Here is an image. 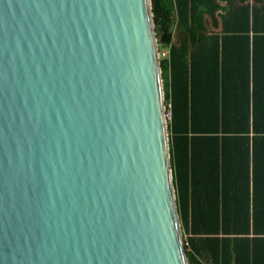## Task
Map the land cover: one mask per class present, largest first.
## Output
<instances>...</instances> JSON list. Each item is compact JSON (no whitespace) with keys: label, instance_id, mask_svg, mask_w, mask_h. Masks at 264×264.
<instances>
[{"label":"water","instance_id":"obj_1","mask_svg":"<svg viewBox=\"0 0 264 264\" xmlns=\"http://www.w3.org/2000/svg\"><path fill=\"white\" fill-rule=\"evenodd\" d=\"M151 0H0V264H190Z\"/></svg>","mask_w":264,"mask_h":264},{"label":"trees","instance_id":"obj_2","mask_svg":"<svg viewBox=\"0 0 264 264\" xmlns=\"http://www.w3.org/2000/svg\"><path fill=\"white\" fill-rule=\"evenodd\" d=\"M190 264H264V0H151Z\"/></svg>","mask_w":264,"mask_h":264},{"label":"built area","instance_id":"obj_3","mask_svg":"<svg viewBox=\"0 0 264 264\" xmlns=\"http://www.w3.org/2000/svg\"><path fill=\"white\" fill-rule=\"evenodd\" d=\"M168 56V50L166 49H162V50H159V59H162V58H167ZM165 115H166V119L169 120L170 119V105H167L165 106Z\"/></svg>","mask_w":264,"mask_h":264},{"label":"rangeland","instance_id":"obj_4","mask_svg":"<svg viewBox=\"0 0 264 264\" xmlns=\"http://www.w3.org/2000/svg\"><path fill=\"white\" fill-rule=\"evenodd\" d=\"M159 50H162V49H159ZM175 198H176V196H175ZM180 224H181V222H180ZM181 229H182V233H183V237H184V243L186 244L187 234H185L183 227H182V224H181Z\"/></svg>","mask_w":264,"mask_h":264},{"label":"crops","instance_id":"obj_5","mask_svg":"<svg viewBox=\"0 0 264 264\" xmlns=\"http://www.w3.org/2000/svg\"><path fill=\"white\" fill-rule=\"evenodd\" d=\"M190 235L189 234H187V237H189Z\"/></svg>","mask_w":264,"mask_h":264}]
</instances>
